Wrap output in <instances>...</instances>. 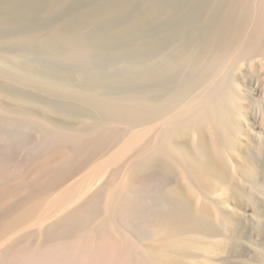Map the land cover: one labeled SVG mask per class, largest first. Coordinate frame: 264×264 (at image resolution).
Masks as SVG:
<instances>
[{
    "label": "bare ground",
    "instance_id": "bare-ground-1",
    "mask_svg": "<svg viewBox=\"0 0 264 264\" xmlns=\"http://www.w3.org/2000/svg\"><path fill=\"white\" fill-rule=\"evenodd\" d=\"M35 1L0 0V49L35 63L0 61V114L60 131L69 146L36 162L27 198L0 226V264H32L49 247L70 264H264V229L250 240L264 205V0H101L45 30ZM74 1L48 0L42 15ZM162 20L165 31L145 32ZM152 171L174 175L160 194L141 191ZM231 201L253 210L248 225Z\"/></svg>",
    "mask_w": 264,
    "mask_h": 264
},
{
    "label": "rangeland",
    "instance_id": "rangeland-1",
    "mask_svg": "<svg viewBox=\"0 0 264 264\" xmlns=\"http://www.w3.org/2000/svg\"><path fill=\"white\" fill-rule=\"evenodd\" d=\"M47 3L48 0H36L35 4L30 8L32 14L35 15L33 17L38 18L39 28L43 26L41 28L42 30H45L49 26H51L52 25L51 23L56 24V22L58 23L60 20L67 18V16H72L75 15L77 12L89 10L93 7H96L101 3V0H76L74 2L69 3L66 6L64 10L65 12L62 11L61 13L60 12L52 13V15L50 13L44 16L42 15V13ZM140 4L141 3L139 2L130 7L127 13L128 18H130L131 16H133L134 14L140 11L141 8ZM10 5L11 8L13 9L12 11H16L17 8L16 4L12 2V4L10 3ZM127 17L126 18L121 17L118 23L125 22ZM160 26L161 27L163 26L162 28L165 31L168 27V24L165 23V21L163 20L158 22L154 21L148 27H146L145 28L146 31L145 30L144 31L146 33L153 32L154 30H156V28L158 29ZM14 28L15 27H12V31L16 30ZM4 51L5 49L4 50L3 48L0 49V61L7 66L16 67L26 72H29L28 70L29 67L27 66L35 65L34 59L31 56L26 57L24 63L21 64L20 62H17L15 59H13L10 55H8L6 52L7 50L5 52ZM241 66L244 67V65ZM64 73L67 72L64 71ZM248 73L252 74L253 71L247 72V74ZM64 75L67 77V79L75 83L76 86L90 87L91 85H94L91 83H90L91 85L90 84L88 85L87 83H82L75 80L72 76L69 75L67 76L66 74ZM263 78H264L263 74L260 73L258 76L259 82L263 83L262 82ZM10 88L13 92L26 91L27 97L29 99L31 100L36 99L37 101H40V104H47L48 102L51 101L62 102L61 98L52 96L51 94H47L46 92L37 89H31V88L26 89L18 85H12ZM121 89L124 90V88H120V90ZM256 97L257 98L255 104L256 107H258V111H259L257 120L261 122L264 120V113H263L264 103L259 98V93L256 95ZM244 128L248 129L249 131L251 130L250 125H248L247 123L244 124ZM42 129L43 127L36 121L23 120V119H18L15 116L13 117V115L3 116L0 114V193H1L0 194V226L5 219L10 217L20 208L21 205L19 204L20 203L23 204V202L27 198L29 188L30 186H33L34 183L33 176L31 175H33L34 173V167L36 165V162H38L40 158L53 152L55 149H58L60 147L67 148L69 146L68 135L63 134L60 131L59 132L57 131L58 132L57 133L56 131H44V129L42 131ZM144 180L142 181L141 184L142 186L141 191H144L146 193L160 194L164 190L167 184H170L171 182L174 181V175H166L162 172L152 171L147 173V176L145 177ZM8 189L10 190L8 192L1 191ZM257 207H258L257 211L259 215L258 216L255 215L254 218L256 219L258 224L256 228H254L251 231V237H250L251 242L254 243H257L258 234L262 233L264 229V205H257ZM228 208L229 210L233 209V211L239 210V212H244L245 215H243V219L246 220L245 222L247 223V225L249 224L250 216L254 214L253 210L250 209L249 205H244V204L239 205L236 204L235 201H231L228 205ZM132 220L133 218L131 219V221ZM130 225H132V222H130ZM134 234L137 238L141 240H144L146 236H148L146 230H139V231L137 230L136 233ZM51 248L52 247L43 249L44 251L42 250L41 253L42 257L38 259L39 261L38 260L34 261L36 263L32 262V264H70L68 262L67 263L65 262L67 259L65 258L64 255H66L67 249L58 248V250L56 251L57 248H53V249ZM243 249L244 250L242 253H244V256L245 255L249 256L252 254V251L253 249H255V246L247 243L245 244V247ZM62 250H64V252ZM44 252L47 254L45 255ZM59 252L61 253L63 252L62 253L63 255ZM50 258L51 260L49 261Z\"/></svg>",
    "mask_w": 264,
    "mask_h": 264
}]
</instances>
